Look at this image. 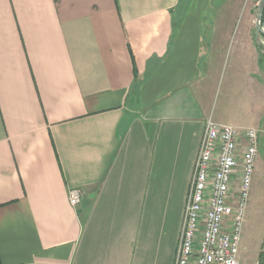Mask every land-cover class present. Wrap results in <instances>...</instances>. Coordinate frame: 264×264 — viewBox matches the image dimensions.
Returning <instances> with one entry per match:
<instances>
[{"label":"crops","instance_id":"obj_1","mask_svg":"<svg viewBox=\"0 0 264 264\" xmlns=\"http://www.w3.org/2000/svg\"><path fill=\"white\" fill-rule=\"evenodd\" d=\"M257 3L0 0V264L175 263L206 121L264 146Z\"/></svg>","mask_w":264,"mask_h":264},{"label":"built area","instance_id":"obj_2","mask_svg":"<svg viewBox=\"0 0 264 264\" xmlns=\"http://www.w3.org/2000/svg\"><path fill=\"white\" fill-rule=\"evenodd\" d=\"M257 131L244 142L230 126L207 120L195 160L174 264H239L241 227L258 155ZM81 201L78 189L69 203Z\"/></svg>","mask_w":264,"mask_h":264},{"label":"rangeland","instance_id":"obj_3","mask_svg":"<svg viewBox=\"0 0 264 264\" xmlns=\"http://www.w3.org/2000/svg\"><path fill=\"white\" fill-rule=\"evenodd\" d=\"M259 0H257L258 2ZM257 5L253 12L256 17ZM263 35V34H262ZM261 35L262 42L264 38ZM264 64V46H263ZM225 78L215 79L210 87V101L214 107L222 98L223 90L226 86ZM264 238V146L258 150V157L255 160L252 174L249 195L244 211V219L241 227V241L239 245V263L253 264L260 252L262 240Z\"/></svg>","mask_w":264,"mask_h":264},{"label":"water","instance_id":"obj_4","mask_svg":"<svg viewBox=\"0 0 264 264\" xmlns=\"http://www.w3.org/2000/svg\"><path fill=\"white\" fill-rule=\"evenodd\" d=\"M264 9V0H259L257 3L256 9V18H255V37L258 43L264 46V43L260 40L261 35L264 34V23H262Z\"/></svg>","mask_w":264,"mask_h":264},{"label":"trees","instance_id":"obj_5","mask_svg":"<svg viewBox=\"0 0 264 264\" xmlns=\"http://www.w3.org/2000/svg\"><path fill=\"white\" fill-rule=\"evenodd\" d=\"M262 23H264V9H263V17H262ZM264 38V34L262 35ZM255 264H264V238L262 240L260 252L258 255L257 262Z\"/></svg>","mask_w":264,"mask_h":264}]
</instances>
